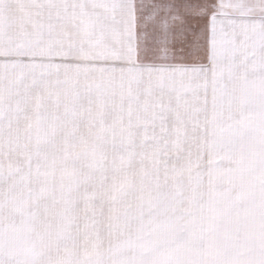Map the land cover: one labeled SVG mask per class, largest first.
<instances>
[{"label":"snow or ice","instance_id":"obj_1","mask_svg":"<svg viewBox=\"0 0 264 264\" xmlns=\"http://www.w3.org/2000/svg\"><path fill=\"white\" fill-rule=\"evenodd\" d=\"M0 264H264V0H0Z\"/></svg>","mask_w":264,"mask_h":264}]
</instances>
